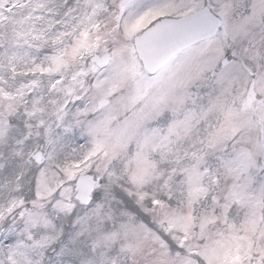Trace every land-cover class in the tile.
<instances>
[{"label":"snow or ice","instance_id":"6c2138e0","mask_svg":"<svg viewBox=\"0 0 264 264\" xmlns=\"http://www.w3.org/2000/svg\"><path fill=\"white\" fill-rule=\"evenodd\" d=\"M0 264H264V0H0Z\"/></svg>","mask_w":264,"mask_h":264}]
</instances>
